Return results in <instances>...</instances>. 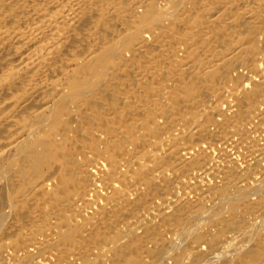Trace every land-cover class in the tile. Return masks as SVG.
Segmentation results:
<instances>
[{"label":"bare ground","instance_id":"obj_1","mask_svg":"<svg viewBox=\"0 0 264 264\" xmlns=\"http://www.w3.org/2000/svg\"><path fill=\"white\" fill-rule=\"evenodd\" d=\"M0 264H264V0H0Z\"/></svg>","mask_w":264,"mask_h":264}]
</instances>
